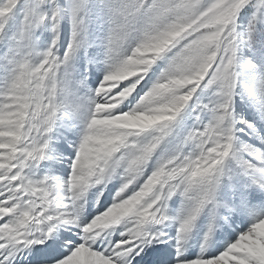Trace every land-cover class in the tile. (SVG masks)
<instances>
[{
	"label": "snow or ice",
	"instance_id": "1",
	"mask_svg": "<svg viewBox=\"0 0 264 264\" xmlns=\"http://www.w3.org/2000/svg\"><path fill=\"white\" fill-rule=\"evenodd\" d=\"M0 264H264V0H0Z\"/></svg>",
	"mask_w": 264,
	"mask_h": 264
},
{
	"label": "rangeland",
	"instance_id": "2",
	"mask_svg": "<svg viewBox=\"0 0 264 264\" xmlns=\"http://www.w3.org/2000/svg\"><path fill=\"white\" fill-rule=\"evenodd\" d=\"M114 190H115V188H114ZM106 191V190H105Z\"/></svg>",
	"mask_w": 264,
	"mask_h": 264
}]
</instances>
